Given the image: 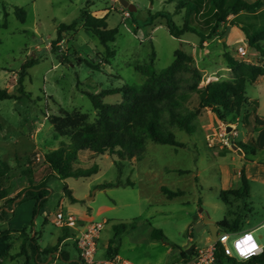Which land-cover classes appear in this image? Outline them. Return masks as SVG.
Returning <instances> with one entry per match:
<instances>
[{"label": "rangeland", "instance_id": "1", "mask_svg": "<svg viewBox=\"0 0 264 264\" xmlns=\"http://www.w3.org/2000/svg\"><path fill=\"white\" fill-rule=\"evenodd\" d=\"M127 1L136 11L128 18H122L125 9L116 0H0V88L17 94L18 72L26 62L35 61L23 81L29 98L0 101V160L11 166L5 182L11 196L25 188L30 179L34 183L44 180L47 171L43 154L66 142L50 126L47 115L60 107L68 112L80 111L93 122L96 117L89 95L125 86L140 87L145 77L135 67L149 64L152 51L155 55L153 71L156 73L172 63L176 50L188 53L202 74L198 89L210 82L232 78L223 59L224 52L240 62L264 66V57L247 46L236 28L224 25L220 36L206 41L200 48L195 35L185 34L180 39L171 37L164 19L146 22L157 12L173 14L174 2ZM16 8L25 11L24 23L15 17ZM84 9L99 16L106 15L108 28L118 31L115 41L108 45L115 56L101 65L99 71L89 69L81 60L98 65L105 48L80 26L63 35L55 52L50 50V44L57 36V27L72 24ZM173 21L180 26L182 15H174ZM240 46L246 51L243 58L236 55ZM186 89L184 85L182 91ZM245 90V115L228 116L226 124L205 109L197 118L195 134L189 136L173 130L175 139L185 144L183 149L147 140L143 158L132 163L119 162L116 157L106 155L94 157L88 152L79 153L74 168L88 169L96 165L98 172L88 178L49 179L46 202L36 216L32 217L34 202H25L15 209L6 227L21 230L32 221L33 231L41 237V248H47L56 246L62 235V230L55 226V216L60 211L73 215L83 224L105 222L94 255V260L99 263L106 259L107 247L114 239L113 228L134 224L133 230L116 238L119 241L117 257L130 264H182L180 253L186 251L184 246L189 238L193 239L190 230L199 215L207 216L217 224L233 220L243 206L241 201L233 203L231 197L228 199L231 206L220 199L222 192L241 186L239 173L243 170L248 198L244 201L246 211L241 212L243 218L239 226L240 229H259L264 222V76L247 85ZM120 101L119 93L102 98L105 104ZM183 103L189 109H195L198 105L196 93H188ZM219 122L235 127L237 135L232 138V144L253 138L259 146L255 155L224 147L218 137L210 146L206 138L218 133ZM27 170L31 173L23 175ZM127 181L133 185L126 186ZM109 183L114 186L100 188ZM64 187L71 192L74 201L63 193ZM162 187L182 191L183 195L167 199L160 191ZM2 224L0 222V227ZM155 229L162 232L163 239L151 238ZM71 232L75 237L77 233ZM256 235L264 243V231ZM210 243L205 227L189 246L205 248ZM19 244L20 238L15 234L11 254L18 251ZM59 250L67 252L70 261L77 258L72 238L60 245ZM11 264H23V258L15 259ZM43 264L69 263L52 254Z\"/></svg>", "mask_w": 264, "mask_h": 264}, {"label": "trees", "instance_id": "2", "mask_svg": "<svg viewBox=\"0 0 264 264\" xmlns=\"http://www.w3.org/2000/svg\"><path fill=\"white\" fill-rule=\"evenodd\" d=\"M175 3L173 14L157 12L150 15L147 23L155 19L165 20L169 35L180 39L185 34L195 35L199 40V47L206 41L220 36V29L224 25L239 30L244 41L250 49L264 57V3L261 0L247 2L245 0H167ZM182 15V24L176 25L174 15ZM15 17L24 23L25 11L22 8L14 10ZM3 17H6L4 12ZM130 17V13H129ZM107 16H99L89 13L86 9L80 12L77 20L70 25H59L57 36L50 44V50L55 52L57 44L63 40V35L72 32L77 26L90 32L105 48V53L98 65L81 60L91 70H100V66L113 59L115 52L109 48V44L115 41L117 29H109L106 23ZM5 27V24H3ZM223 47L226 46L223 44ZM154 52L151 53L149 64L137 66L135 70L145 77L140 87L125 86L117 90L102 91L97 95H89L92 107L95 111V120L88 121V117L80 111L68 112L60 107L55 113L47 115L46 119L54 131L66 142L60 143L57 149L43 154V164L47 171L44 180L34 183L32 179L27 181V186L16 195L11 196V191L5 187L9 178L11 166L0 160V222L9 221L15 209L25 202L33 201L32 217L41 210L48 196L47 181L56 179L64 181L67 178H88L98 172L96 165L88 169H75L79 153L88 152L92 156L116 157L119 162H137L143 158L146 142L150 140L160 145H168L175 149L185 148V144L175 139L173 130H179L191 136L197 131V118L205 109H209L219 120L227 124L228 116H240L247 113L246 86L254 84L264 76V66L240 62L234 59L228 52L223 53L226 68L231 72L232 78L210 82L198 89L202 74L193 65L192 57L185 51L178 49L173 53L172 63L162 71H153ZM31 60L22 65L18 72L16 93H10L7 89L0 88V101L29 98L24 91L23 81L27 76V70L33 66ZM187 89L182 91L183 86ZM121 95V101L116 104H105L102 98L108 94ZM188 93H196L198 105L195 109H189L184 105ZM237 151L245 155H255L258 150L253 138L247 142L234 144ZM120 171L121 165L118 164ZM31 173L30 170L23 175ZM186 174L188 172H179ZM241 186L236 190L222 192L220 199L231 206L232 202H243V206L234 216L233 220H223L217 223L218 233H236L239 231V221L243 218L241 212L246 211L244 201L248 198V184L243 170L239 173ZM118 185H121L118 182ZM130 181L126 186H132ZM114 184H105L100 188H110ZM161 193L167 199H173L183 195L182 191H170L162 187ZM63 193L74 201L71 192L64 187ZM134 224L117 225L113 228L114 239L110 241L106 258L117 256L119 241L116 239L121 233L134 229ZM62 235L58 238L54 247L41 248V237L33 231L31 221L27 228L21 230L0 231V264H11L15 259L23 258V264H43L52 254H58L63 262L69 264H82L78 257L70 261L66 252L59 250V246L65 240L74 239L69 228H62ZM192 230L191 236H194ZM20 238L18 251L11 254V241L14 235ZM151 238L163 239L160 230H152ZM73 248L76 246L73 243ZM194 256V246L188 254L180 253L181 263H186ZM215 260L217 264H264V253L248 261L240 262L224 256L220 245L216 246Z\"/></svg>", "mask_w": 264, "mask_h": 264}, {"label": "built area", "instance_id": "3", "mask_svg": "<svg viewBox=\"0 0 264 264\" xmlns=\"http://www.w3.org/2000/svg\"><path fill=\"white\" fill-rule=\"evenodd\" d=\"M122 16L124 18H128L129 12L125 10L122 13ZM236 55L239 58L245 57L246 56L245 48L241 46L238 47L236 49ZM217 130L218 133H214L212 135L209 134L207 136L206 141L209 143V145L211 146L215 138L218 137L220 143L224 147L231 148L232 145H234L232 144V138H234L237 135L235 127L232 125H225L219 122L217 126ZM210 137L212 138L210 139ZM104 224L105 222H93V221L83 224L79 222L73 215L64 214L61 211L58 212L55 216L56 227L60 229L69 228L71 231L77 233L73 239V242L76 246V250L78 251L79 259L82 262V264H130L127 261H122L117 256L106 258L103 262H99V263L94 260V255L97 251L98 240L100 237V233L104 228ZM262 225H264V222L262 223ZM192 230L193 228L190 230L191 234H192ZM244 233L236 236L233 240H231V234L217 233L216 240L211 239V243L205 248L194 247V256L190 261L184 264H217L215 260V252L217 245L221 246L224 256L228 258L236 259L237 261L240 262H245L244 260H241L237 257L235 249L232 247L233 241L239 239V237L242 236ZM226 235L229 237V239L226 242L222 243L221 238ZM257 239L258 242H261V237H259L258 235H257ZM189 242H192L191 238H189ZM226 248H230L232 250L233 255L231 256L227 255L225 251ZM261 254L255 257H258Z\"/></svg>", "mask_w": 264, "mask_h": 264}, {"label": "clouds", "instance_id": "4", "mask_svg": "<svg viewBox=\"0 0 264 264\" xmlns=\"http://www.w3.org/2000/svg\"><path fill=\"white\" fill-rule=\"evenodd\" d=\"M259 231H264V225H261L259 229H254L253 231L245 232L239 239L233 241L232 247L235 249L236 255L239 259L247 261L253 257L264 253V243L258 242L256 233ZM229 239V237L223 236L221 242L224 243ZM226 254L233 255L230 248L225 249Z\"/></svg>", "mask_w": 264, "mask_h": 264}, {"label": "water", "instance_id": "5", "mask_svg": "<svg viewBox=\"0 0 264 264\" xmlns=\"http://www.w3.org/2000/svg\"><path fill=\"white\" fill-rule=\"evenodd\" d=\"M119 5L127 10L129 13H133L136 11L135 7L132 4H129L127 0H117ZM232 149L234 150H238L237 147L235 145H232ZM207 228L208 230V234L210 236V238L212 240H216L217 238V233H218V227L216 226V224H214L213 222H211L207 216H202V220L197 222L194 227V236L192 240L196 239V234H198L200 231H202L204 228ZM184 249H186V254L189 253L191 247L189 246V242L186 243V245L184 246Z\"/></svg>", "mask_w": 264, "mask_h": 264}, {"label": "crops", "instance_id": "6", "mask_svg": "<svg viewBox=\"0 0 264 264\" xmlns=\"http://www.w3.org/2000/svg\"><path fill=\"white\" fill-rule=\"evenodd\" d=\"M122 14V13H121ZM122 18H124L123 16H122ZM252 51H254L253 49H251ZM256 143V142H255ZM256 146H257V148H259V146H258V143H256ZM33 202V201H32ZM15 212V211H14ZM202 220V217L199 215L198 217H197V220H196V222H195V224L197 223V222H199V221H201ZM9 221H7V222H5V223H3L2 225H1V227H0V231H5V230H13V229H9V228H7L6 227V224L8 223ZM254 229H252V228H247V229H239V231H237L236 233H232L231 234V238L232 237H235V236H238V235H240V234H242V233H244V232H247V231H253ZM260 237V236H259ZM66 241V240H65ZM65 241L63 242V243H61V245H63L64 243H65ZM74 243V242H73ZM67 253V252H66ZM76 254H77V257H78V253L76 252ZM58 255V254H57ZM69 255V254H68Z\"/></svg>", "mask_w": 264, "mask_h": 264}]
</instances>
